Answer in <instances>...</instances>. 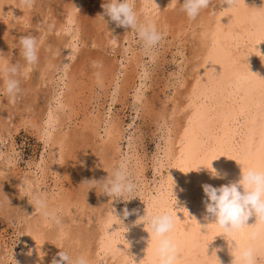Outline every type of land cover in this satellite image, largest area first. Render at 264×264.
I'll list each match as a JSON object with an SVG mask.
<instances>
[{
    "label": "bare ground",
    "instance_id": "bare-ground-1",
    "mask_svg": "<svg viewBox=\"0 0 264 264\" xmlns=\"http://www.w3.org/2000/svg\"><path fill=\"white\" fill-rule=\"evenodd\" d=\"M99 1L101 3V0H99ZM153 2H154V4L151 2V0H138L137 1L136 9L140 13L141 18H143L144 13H147L149 15V17L154 21L156 27L160 28L163 25L170 26L169 21L170 20L173 21L174 18L172 19V17H173L172 13L167 14L166 11H168V10H164V8L171 6L172 0H153ZM22 3L23 2H21L19 0H0V44H1L0 47L2 46L3 40H5L4 32L6 30L5 23L7 22V20L4 21V16L7 14V12H9V13H13L14 16L19 17V20H20V17L21 18L23 17V19L26 18L25 14H24L25 11L21 9ZM80 3H81V0H71L70 4H68V5H66L67 3L65 4L68 7L66 8V10H64L65 13L63 12V14H64V17L62 16L63 19L57 21V19L54 18V19H56L55 23L58 22L56 24V29L61 31V32H63V30H64L68 33V31H71L69 29H71L72 24H75L76 26H75L74 30L72 29L74 31V33L73 34L70 33L67 40H65V39L61 40V38H59L58 36L53 38V39L51 38V40H49L50 41L49 43H54V45H56L58 43L57 45H59L57 47H55V46L52 47V49H54V51L52 50L53 51L52 54H55L57 51L59 52L58 56H55V55H54L55 57L53 56L55 59H53L52 64H53L54 60H57V61H55L56 64H59L61 67V69H60L61 74L59 76V80H61V84H60V87H57L59 89V91L55 92V94H52V95H54L53 97H51L52 95H50L48 97V98L52 99L53 103L51 105V108H49V110L47 109L48 111H46V112L44 111L46 114L44 117L45 120L43 121L44 123L42 124V126L38 127L40 129L41 134L39 131L37 132V134L38 135L40 134L44 143H46L48 145L47 151L49 150L48 156L46 158H41L40 160L38 159L39 162H37L35 165L38 168V169L37 168L36 169L39 170L41 174H43L44 170L47 168L48 171H50L54 175H57L60 172V170L62 171V168L65 165L68 166L69 163L67 161V158L69 160V157L71 156L70 153L72 150H74L73 144L76 145V143H74L76 141H78V144H80V143L82 144V150H81L82 152H83V149H86L85 151H88L89 149L87 150V148L90 147L89 152H91V153H89V155L91 154L90 155L91 159H93V160H91L92 162H91L90 167L93 168L92 169L93 171H94V169L95 170L98 169L97 171L99 173H101V172L105 173L107 170L109 171L110 167L113 165V163L111 165H110V163L112 161H114V160H112L113 159L112 154L114 153V146L117 143L116 141H117V138L119 136V132L121 130L120 126H119V122H115V120H112V118L106 119V120L104 119L105 120L104 122L106 124H105V127L103 126L104 127V131H103L104 135L103 136L100 135L101 137L98 135V133H100V132H98L97 134L95 133V129H96L95 125H97L98 128H101L98 126V122L96 121L98 118H95L97 115L94 117V116H89L87 113L85 119H83L81 122L73 123L75 126H72L69 123L71 120H73V122L75 121L73 119L74 117H78V116H76V113L74 112V109H73V104H74L73 101H74L75 94L78 93L77 92L78 91L77 90V88H78V82L77 81H79V82L81 81L80 83H82V80H79L77 78L78 76H77V73L74 71V67H72L69 71H67L68 69H66V68H69L67 66H68V63L70 61V57L74 53L73 48L75 46H77V45H75L73 47L74 44L72 42V39H73V37L76 36L78 26H82L81 24L78 25V21L76 20V17L78 15V14H76V9L78 11V6H81ZM215 3L217 4V6H216V11L214 10L215 11L214 13L203 14V12H200L197 15L198 19H197L196 23L197 24L199 23V25H200L199 31H197V34L195 32L196 30L195 31H194V29L192 30L196 34L195 35V39H196L195 45L197 46V50L194 53L192 52L193 53L192 56L195 58V60H193V61L191 60L193 63H192L191 68H190V70L192 71L193 80L190 83L188 81L186 82L184 80L185 78H183L182 80L180 79V81L177 84H178V87L179 86L181 87V91H182V85L184 82L190 83V84H187L188 86L185 87L186 89L183 90L182 92H178L177 93L178 96H176L177 95L176 92H174L176 94V95L174 94L175 97H173V94H172L171 97L166 99V96H165L166 101L168 100V102L165 103L167 105H165V104H164L165 106L164 105L161 106V104H159V106L156 105L157 109H159V112L160 111L163 112V113H161L162 114L161 116L162 117H163V115L165 117L167 116L169 119L167 118L168 119V122H167L168 126H166V130L163 134V144L161 147H159V146L157 147L156 155H155L154 162H153L154 172L157 174V176L153 177L151 186H149V188H146V192L144 190V193L142 195L143 200L141 201L143 203L142 207L134 209V212L132 214L130 212L133 209V207H131V206L121 207V208L117 209L118 212L116 213L115 206H114L115 200H114V202L109 201L108 200L109 197L106 194H103V193L98 194L97 193L100 196L102 202L103 201L104 202L102 205H100V206H102V207H100L101 209L100 208H99L100 210L98 209L99 210L98 211L99 216H97V219L94 217L95 218L94 220L97 222V226L96 227L94 226L95 228L92 227V229H94V230L91 229V231L89 230V232L87 233L85 231V227H83V226L81 227L80 225L77 224L79 219L76 221L77 222L76 224L78 226H75V228H71L72 225H69V222H71V221L73 222V218L71 217L73 214H71V213H70L71 216L69 215L71 217V219H70V217H68V218L62 217L61 220H59V223H56L54 227L52 225L50 227L52 220L47 219L44 216H42L41 213L38 212L34 208V206L31 204V198L29 196L28 197L29 200L26 204L32 205L33 208L36 210V213L32 218H29L30 220L27 222V224L24 226V228H22V230H20V231H22V237L19 240V250L16 249L17 251L14 252V259L10 258L11 260L13 259L12 261L10 260L12 262V264H50V260L53 258V256L55 257V254H56L55 250L57 249V247L59 248L61 245H62V247L64 246L62 249L65 248L64 250L67 251L70 255L79 254V253L86 254L90 260V264L97 263L98 259H100V258L104 259L105 262H107V264H147V258L151 255V243H152L151 237H150V235L148 236L147 229L146 228L144 229L142 222H135L134 223V221L137 220L138 216L143 215L144 208L147 210H150V211H158L161 209H166L168 212L176 215V216L174 215V229H173V232L171 233V237L175 241V243L177 244V248L179 250V256L177 259V264H214V257L211 255V253L213 252V249H216L215 255L218 257L220 264H230V261L232 259L231 254L229 252L228 243L224 239L222 234L215 235L211 241L207 242L206 247H205V254H209V255L208 256L204 255V243H205V241L207 239H209L213 234H215L218 231V228L214 223H209L206 226V230L203 233L199 231L200 225H204L208 222H211V219H212L210 216L207 215V213L205 212V209H204V203L206 202L207 198L202 191L201 185L204 183H207V184L212 185L213 187H217L221 184H227V183L235 181L239 178V174H240L239 163L241 165H257V164H260L261 162H264V0H235L234 4L230 7H227L226 3H217V1ZM101 5H100V7H101ZM35 7H37V6H35ZM168 9H169V7H168ZM96 11H97V9H96ZM89 13H90V11H89ZM97 13H99V12H97ZM46 14H44L45 17L47 15L50 16L49 13L47 15ZM63 14H61V15H63ZM99 14H101V13H99ZM79 15H80V13H79ZM84 16H85V14H84ZM174 17H175V19H177L176 16H174ZM184 17H186V16H184ZM7 18L9 19V17H7ZM47 18H49V17H47ZM50 18H49V20H50ZM42 19H43V17H42ZM44 19H43V21H44ZM15 20H16V18H15ZM28 20H26V21H28ZM178 20H179V17L176 21H173V22H176V26H178L177 25V22H179ZM23 21H25V20H23ZM93 21L95 22V19ZM104 21H105V27H104L105 31L104 30L103 31L105 32V36H106L105 41L106 42L108 41V43L109 42L113 43L112 42L113 39L117 36L119 31L122 32V30H120V26L116 25L114 21L110 20L106 14H104ZM9 22H10V20H9ZM53 23H54V21H53ZM101 23H100V25H102ZM192 23H194V22L192 21ZM8 24H7V26H8ZM173 24H175V23H173ZM23 25H24V23H23ZM48 25H49V23H48ZM10 26H8L9 27L8 29L11 28ZM16 26H14V27H16ZM48 27H46V28L50 29V27L52 28L53 26L50 25ZM171 27H173V26L171 25ZM186 27H185V29H186ZM72 28H73V26H72ZM101 28H103V26H101ZM52 30H54V29H52ZM96 30L100 31L98 29H96ZM189 31H190V29H189ZM6 32H7V30H6ZM66 32H64V33H66ZM121 32L119 34H121ZM194 32H192V33H194ZM11 33L14 34V32H11ZM47 33H49V32H47ZM55 33H56V30H55ZM57 33H58V31H57ZM178 33L179 32H177V34ZM182 33H183V31H182ZM13 34H12V36H10L11 38L13 37ZM45 34L41 35L42 37H40V38L44 39L43 36L48 37L47 36L48 34H46V35ZM89 34H90V32H89ZM95 34L96 33L94 32V35ZM55 35H53V36H55ZM57 35H59V34H57ZM64 35H66V34H64ZM59 36L61 37V35H59ZM81 36H82V34L80 35V37ZM15 38H17V37H15ZM18 38H19V35H18ZM41 39H38V40L41 41ZM97 39L99 40V38H97ZM177 39H179V38L177 37ZM188 39H189V37H188ZM251 39L258 40V43L250 44V45L245 44V48H246L245 50H247V51L250 50V53L243 54V52L241 50V47L243 46L242 43L245 42L246 40H251ZM94 40H96V39H94ZM117 40H119V39H117ZM83 42H81V44ZM41 43H43V42H41ZM94 43H98V42L94 41ZM6 45H8V44H6ZM6 45H4V47H7ZM51 45H53V44H51ZM50 46H49V48H50ZM16 47H17V45H16ZM41 47H42V45H41ZM107 47H105V48H107ZM46 49H41V50H43V52H44V51H46ZM117 49H118V47H117ZM4 50H6V49H4ZM49 50H51V49H49ZM113 50H115V49H113ZM39 51H40V49H38L37 53H39ZM112 51H110V52H112ZM4 52L6 53V51H4ZM43 52H40V53H43ZM81 52H82V50H81ZM40 53H39V55H40ZM103 53H105V52L102 51V54ZM170 54H172V53H170ZM0 55H1V53H0ZM3 55H1L0 62L5 61V59L2 57ZM39 55H38V57H40ZM124 55H125V53H124ZM136 55H133V53H131V55H130V53H129V56L127 55V57H125L126 61L128 63H126L125 65L121 64L122 70H119L121 73V76H118L116 78L119 81V82L117 81L118 83H116L115 77H111V76L115 75L114 72H112V73H114V75L112 74L110 77H108V81H111V83L114 82V84H115V86H113L114 87V89H113L114 95L112 94V97L113 96L115 97V94H117L118 92H124L125 91V88L128 87V86L125 87V84H127L129 77L133 83H134V79H136L137 77L140 78V75L138 74V71H139L138 68L141 64L140 59H139L140 55H138V56H136ZM47 56H48V54H47ZM78 56H80V55H78ZM111 56L113 57V53ZM48 58L49 59L43 58L46 61L39 63V66L41 69V71H40L41 74L40 73L39 74L37 73V74H38V76L41 75L40 76L41 79H39L41 81L44 80V75H48L47 67L51 64V60H52V59L50 60V56ZM98 58H99V56H98ZM122 58H124V57H122ZM72 59H73V57H72ZM104 59H105V56H104ZM8 60H10V59H8ZM91 61H92V63L96 62L95 60L93 61V59ZM99 61L101 62V59ZM109 61H112V60L110 59ZM117 61L119 62L120 60L116 59V62ZM12 62H13V60H12ZM16 62H18V61H16ZM22 62H23V60H22ZM85 62H87V61H85ZM18 63H20V61ZM84 64H86V63H84ZM187 64H189L188 61H187ZM22 65H23V68H22V66H21V68L24 70V67H27V66H24L23 63H22ZM127 65L129 66L130 69L127 68ZM105 66L99 65V68L95 67L96 68L95 71L91 67L93 69L94 73H93V77H90V81L92 78L93 79L92 82L96 81V82H99V84H101L104 77H106V75L103 76L102 71L104 73H106L107 71L112 70V68L111 69L109 68L110 65H108L109 70L106 67L107 70L105 72V70H103L105 68ZM86 67H88V66H86ZM100 67H102L103 69H101ZM50 68L54 69V66L53 67L51 66ZM80 68L82 70V67H80ZM80 68H79L78 72L80 71V73H81ZM243 69L247 70L249 72H247V74H245V75H242L243 73L241 71ZM114 70H115V68H114ZM187 71H189V70H187ZM191 71H189V72H191ZM82 72H83V70H82ZM21 73H22V71H21ZM50 73L53 74L52 70H50ZM89 73H91V72H89ZM91 75H92V73H91ZM239 75L244 77L243 80H241V81L237 80V77ZM56 76H55V78H57ZM107 76H108V73H107ZM81 77H82V75L80 76V79H81ZM181 77H183V76H181ZM176 78H177V76H176ZM53 79H54V77H53ZM56 80H58V79H56ZM84 80H85V78H84ZM174 80H176V79H174ZM41 81H39V82H41ZM54 81H55V79H54ZM54 81H53V83H55ZM106 81H107V79H106ZM163 81H165V80H163ZM46 82H48V79ZM57 82H59V81H57ZM173 82L174 81H172V83ZM172 83H171V85H172ZM1 84L2 83H0V85ZM92 84H97V83L89 84L90 87L87 85L89 87L90 92H93L96 90V89L95 90L93 89L94 85H92ZM106 84L108 87V82H106ZM163 84L165 86L166 82ZM20 85H21V83H20ZM22 85L24 86V88H26V90L31 89V85L28 82H25ZM56 86L57 85H55V87ZM58 86H59V84H58ZM132 86L134 87L133 92L131 94L132 104L135 105L136 103H139V106H145V108H151V107L155 106L154 102L152 104V101H151L153 99L150 100V98H152L151 95H150V98H147V96H144L143 91L141 90L140 86L139 87H136L134 85H132ZM99 87H100V85H99ZM107 87L105 86V88H107ZM174 87H176V86H174ZM229 87L235 88L234 91H236L235 94H237L236 96L239 98L238 101H236L235 99H232V100L226 99L227 91H228ZM127 89H129V87ZM175 89H177V88H175ZM103 90H104V88H103ZM105 90H107V89H105ZM102 93H103V91H102ZM104 93H105V91H104ZM161 93H162V91L158 92L157 95L159 96V94L161 95ZM167 96H169V95H167ZM79 97H80V95H79ZM153 98H155V96ZM159 98H158V100H159ZM92 99H95V98H92ZM89 100H91V99H89ZM96 100H97V98H96ZM127 100H128V98H127ZM48 101H50V100H48ZM103 103H101V104H103ZM158 103H160V102H157V104ZM90 104H92V103H90ZM93 104L95 105L96 103H93ZM128 105H129V103H128ZM44 106H46V105H44ZM99 106H100V104H99ZM21 107H22V104L20 107L18 106L17 109L21 110L20 109ZM24 107H25V105H24ZM24 107H22V109ZM77 107H78V105H77ZM75 108H76V106H75ZM92 108H94V107H92ZM102 109H101V112H102ZM146 110L147 109H145V112H148ZM156 111L157 110L155 107V110L153 111V113ZM98 112L101 113L99 110H98ZM151 112L152 111L149 110V113H151ZM8 113H10V112H8ZM8 113H7V115H8ZM94 113H95V111H94ZM155 115H156V113H155ZM105 116H106V114H105ZM109 116H110V114H109ZM8 117H10V116L8 115ZM40 117L42 118V116H40ZM158 117H160V116L158 115ZM115 118H116V116H115ZM78 119H79V117H78ZM156 119H155V121H156ZM162 119H165V118H162ZM181 119L183 121H181ZM31 120H32V118H31ZM34 120L35 119H33V121ZM28 121L30 122L29 119H28ZM121 121H122V119H121ZM153 121H154V119H153ZM160 121H162V120H160ZM31 123H34V122H31ZM68 123L70 126H72L71 128L67 127ZM55 124L57 126L56 130H55ZM31 126H32V124H31ZM35 126H39L38 122L36 123V125L35 124L33 125V128ZM63 126H66V127L64 128ZM53 127H54V129H53ZM38 128H36V131ZM36 131H34V132L36 133ZM100 134H102V133H100ZM38 135H37V137H38ZM97 136H99L100 138H98ZM90 144H91V146H90ZM116 151L117 150H115V152ZM86 153H88V152H86ZM74 154L75 153H73L72 155H74ZM79 154H80V152H79ZM73 158H75V156ZM73 161L78 165L80 163H83L86 165V163H84L85 161L83 159V156H80V155H78L77 160L74 159ZM139 161H140V159H139ZM139 161L137 160L138 163H139ZM70 162H71L70 164H72V160H70ZM86 162L88 163V165H90L89 161H86ZM208 162H209L211 168L215 169L217 171V173L220 174L219 176L214 177L210 174L208 168L205 167V166H208ZM144 163H145V161H144ZM32 164H34V163L32 162ZM31 165H30V167H31ZM81 165L82 164H80V166ZM140 165L141 164H139V167H140ZM75 166H73V167H75ZM164 166L167 167V170L165 173H161L160 169ZM70 167H71V165H70ZM139 167H137L138 172L140 170ZM85 168L87 169V167H85ZM134 168H135V166H134ZM137 168H135V170ZM86 169H85V171H88V169L87 170ZM142 169H144V168H142ZM142 169H141V171H142ZM76 170H77V172L80 171V170L78 171V169H76ZM93 171H92V174H93ZM132 171H131V173H132ZM77 172L75 171V174ZM138 172H137V174H139ZM68 173H69V171H68ZM79 173H78V175H79ZM89 173L91 174V172H89ZM89 173H86V175H88ZM94 173L96 174V171ZM45 174H46V172H45ZM81 174H83V173H81ZM103 174L101 176H103ZM134 174H136L135 171H134ZM49 175H50V173H49ZM72 175H73V172H72ZM85 176L83 178H85ZM54 177H56V176H54ZM12 178H13V176H12ZM99 178L97 177V180ZM73 179H74V177H73ZM76 179H75V181H76ZM136 179H138V177ZM40 180H42V179H40ZM15 181L17 182V178L15 179ZM19 181H20V179H19ZM24 181H25L24 185H26V181H30V180H28V178L24 177ZM143 181L145 182V180H143ZM16 182H14V183H16ZM144 182H143V184H144ZM0 183L1 184L6 183V178L0 177ZM31 184L34 185L35 183L31 182ZM143 184H142V186H143ZM6 185H9V184H6ZM19 185H20V183H19ZM40 185H39V187H40ZM1 186H4V185H1ZM28 186H30L29 182H28ZM69 186H71V185H69ZM78 186H80V187L79 188L77 187L78 191L76 190V192H79V193H76L73 191V194L74 193L78 194V195L74 194V196L75 195L77 196L76 200H75L76 196H75V198H73L74 196H73V194H71L72 191H70L69 189H64V187H63V190L57 189V188H56L57 190L55 189V191L52 190L50 192V194H48L49 196H46L45 194H43L44 198L47 201L48 207L50 209H55L56 213L58 212V214L62 215L61 213L64 214L68 210L69 205H71V204H73V205L75 204V206H76V204L81 205L87 196L88 190L86 192H84V190H83V188H85L84 185L79 184ZM15 187H16V184H15ZM17 187L19 188V190L22 189L19 186H17ZM21 187H23V186H21ZM33 188L35 189V185L33 186ZM50 188H52V187H50ZM69 188L71 189V187H69ZM143 188H142V190H143ZM23 189L26 190V188H23ZM7 190L10 191L9 189H7ZM7 190H5V188H4V190L1 192V196L3 198H5ZM36 190H37V188H36ZM39 190H40V188H39ZM18 191L16 188V192H18ZM27 191H30V190H27ZM171 191L173 192V194L177 195V200H176L177 206L174 209H171L169 207V205L167 204V198L169 196L168 194H170ZM38 192H40V191L37 190V193ZM20 193H21V191H20ZM41 194H42V191H41ZM23 195L21 193V196H23ZM22 201H23V199H22ZM108 204H110V207L114 210V214L121 221V224L118 221H116L114 214L109 209ZM83 205L84 204H82L81 206L83 207ZM124 209H127L128 213H129V216L127 217V219H125L124 215H123ZM86 211H88V210H85V212ZM30 212H32V211L30 210ZM77 212L78 211H76V213ZM81 215H82V213H81ZM88 215H90V214H88ZM93 215H95V214H93ZM73 216H75V215H73ZM92 217L93 216H91V218ZM78 218H79V216H78ZM82 218H80V219H82ZM65 219H67V220L69 219L70 221L69 222L65 221ZM17 220H19V219H17ZM82 220L84 221V219H82ZM72 222H71V224H72ZM254 222H255L254 216H250L246 221V223H248V224H252ZM79 223H81V220ZM76 224H73V226ZM83 224H85V223H83ZM86 224H88V222ZM109 224H111V225L109 226ZM253 228L257 229V231H258V239H257V241H253V243L264 242V225H256V224L247 225V226L242 227V229L239 232L231 234V238L235 242H238V243H247V242H249L247 240V234ZM200 230L203 231L204 230L203 227H201ZM82 231H83V234L87 235V240L85 239L86 236L84 235L85 236L84 239L86 241L81 240L82 237L80 238V236H82L81 235ZM19 234H20V232H19ZM90 237L95 239V243H96L95 246L96 247H94L95 248L94 252H90V250L88 248L89 246H88L87 241L91 242L90 241L91 239H89ZM18 238H20V237H18ZM70 243H71L72 251H70V247L68 245ZM95 243H93V244H95ZM72 244H76V245H72ZM66 246H68V247L66 248ZM13 251H15V250H13ZM8 254H9V251H8ZM10 255H11V253H10ZM10 255H9V257H10ZM4 261H5V259H4ZM5 264H7V263H5ZM8 264H9V262H8ZM62 264H63V262H62Z\"/></svg>",
    "mask_w": 264,
    "mask_h": 264
},
{
    "label": "rangeland",
    "instance_id": "rangeland-1",
    "mask_svg": "<svg viewBox=\"0 0 264 264\" xmlns=\"http://www.w3.org/2000/svg\"><path fill=\"white\" fill-rule=\"evenodd\" d=\"M19 1L23 2L22 5H21V7H22L21 9L25 11L24 14H25L26 18L23 19V17L22 18L20 17V20H19V17L14 16L13 13H9V12H7V14L4 16V21L7 20V22L5 23L7 32H6V30L4 32L5 40H3L2 46L0 47V49L2 48L0 50V53H1V55L4 54L2 57L5 60L10 59L9 60L10 63L13 60L12 63L18 64L17 65L18 66L17 79H19V81L21 79L23 80V81L22 80L20 81L21 85L24 84L25 82H28L31 85V89L26 90V88H24L23 85L22 86L20 85V88L21 87L23 88V89L21 88V91L22 92L20 91L18 94H16L15 97H9L7 94H4V93H2V91H0V171L2 170L0 172V177L1 178L2 177L3 178H6V183H4V184H1L0 183V209H1L0 210V263L1 264H5V263L8 264V262H9V264L10 263L12 264L11 261L14 259V252H16L17 250H19V240L22 237V231H20V230H22V228H24V226L30 220L29 218H32L35 215V213H36V210L33 208L32 205L26 204L28 202V200H29L28 199L29 192L30 193L32 192V193L35 194V193H37V190H38V191H40L38 193L41 194V191H42V194H45L46 196H49L48 194H50V192L52 190L55 191L56 188L63 190V187H64V189H69L70 191H72L71 194H73V191L74 192H76V190L78 191L77 187L78 188L80 187V186H78L79 184L80 185H84L82 183V181H84L86 178L87 179H90V178L91 179H97V177L98 178L100 177L99 179H102L104 176L107 175V172H108V170L105 173L104 172H101L102 174L103 173L105 174V175L103 174V176H101L102 174L97 171L98 169L97 170L94 169V171L92 170L93 168L90 167V166H91V162H92L91 160H93V159H91V156H90L91 154L89 155V153H91V152H89L90 147L87 148V150L89 149L88 151H85L86 149H83V152H82L81 151L82 150V144L81 143L78 144V141L74 142V143H76V145L73 144V149L75 151L74 150L71 151V153H70L71 156L69 157V160L67 158V161H68L69 165L68 166L65 165L64 166L65 168L63 167L62 168V171L60 170L61 173L60 172L58 173L59 175L58 174L57 175H54L53 173H51L50 171H48L47 168H46L47 170L46 169L44 170V173L43 174H41L40 171L37 170L38 168L35 166L36 163L39 162V160L41 158H46L48 156V151H49V150L47 151L48 145L46 143H44L43 139L40 136L41 132H40V129L38 127L42 126V124L44 123L43 121L45 120L44 117L46 115L45 112L48 111L49 108H51V105L53 103L52 99H50L48 97L50 95H52V94H55V92H58L59 89L57 87H60V84H61V80H59V76L61 74V70H60L61 67H60L59 64H56L55 61H57V60H54V62L52 64L53 59H55L54 57L55 56H58V53H59L57 51L55 54H52L53 51H54V49H52V47H54V46L57 47L59 45H57L58 43L56 45H54V43H49L50 42L49 40H51V38L53 39V38H55L57 36L59 38H61V40H64V39L67 40L68 37H69V35H70V33L71 34L74 33L73 30H74V28H75L76 25L75 24H72L73 28L71 26V29H69L71 31H68V33L66 31H64V30H63V32H61V31H59V30L56 29V24L58 23V22L55 23L56 19H57V21L63 19L62 18V16L64 17L63 12L65 13L64 10H66V8L68 7L66 5L70 4L71 3V0H67L68 2L66 0H31L30 3L25 2V0H19ZM98 1L97 0H85V1L84 0L83 1L81 0V3H80L81 6H78V11L76 9V14H78L77 17H76V20L78 21V25L81 24L82 26H78V29H77V32H76V36L73 37V39H72V42L74 44L73 47L75 45H77V46H75L73 48V50H74L73 55L75 57L73 55L70 57V61H69L68 66H67L69 68H66V69H68L67 71H69L72 67H74V71L77 73V76H78L77 78L79 80H82V83H80L81 81L80 82L77 81L78 82V88H77V90H78L77 92L78 93L75 94V96H74V101H73L74 104L72 103L73 104L74 112L76 113V116L79 117V119H78V117H74L73 119L75 121L73 122V120H71L72 122L70 121L69 123H70V125L75 126L73 123H77V122L79 123V122H81L83 119H85L87 113H88L89 116H94L95 117L97 115L95 118H98L96 121L98 122V126L101 127V128H98L97 125H95V128H96L95 129V133L97 134L98 132H100L102 134L98 133V135L99 136L100 135L103 136L104 135L103 134L104 127H105V124H106L104 121L106 119H111L112 118V120H115V122H119V126H120V129L121 130L119 132V136H118L117 141H116L117 142L116 145H115L116 147L114 146V153L112 154L113 157L111 156L113 158L112 160H114V161H112L110 163V165L113 163V165H112L113 167L112 166L111 167L109 166V167H110V169H112L114 167H117V166H120V165H124L130 173L134 169L131 174H132V176L134 178V181L136 183V189H135L134 193H132V195H134V196L130 197L127 200H123L126 197H122V199L121 198H115V199H112L111 201L114 202V200H115L114 206H115L116 213L118 212L117 209H119L121 207L131 206V207H133V209L130 212L132 214L134 212V209L141 208L142 207L143 203L141 201L143 200L142 199L143 198L142 195L144 193V190L146 192V188H149V186H151L153 177L154 176H157V174L154 172L153 162H154V158H155V155H156L157 147L158 146L161 147L162 144H163V134H164V132L166 130V126H168V123L167 122H168V119L169 118L167 116L165 117L164 115L162 117L161 116L162 115L161 113H163V112H161V111L159 112V109H157V106L156 105L159 106V104H161V106H163L165 103L168 102V100L166 101L167 98L171 97L172 94H173V97H175V95L178 92H182L183 90H185L186 89L185 87L188 86L187 84H190L191 81L193 80L192 71L190 70V68H191V65L193 63L192 61L195 60V58L192 55L197 50V46L195 45V42H196L195 35L197 34V31H199L200 25H199V23L198 24L196 23V21L198 19V16L196 17V19L194 18L192 20H188L187 17H184L185 14L179 10V6L178 5L176 7L168 6L169 9H168V7L167 8H164V10H168V11H166L167 14L168 13H172V16L173 17L172 16L171 17H172V19L174 18L173 21H176L178 19V17H179V20H178L179 22H177V25L178 26H176V22H173L172 20H170L172 22L171 23L169 21V23H170L169 25L170 26L163 25V26H161L162 28L161 27L160 28L157 27L158 30L161 31L162 34L164 33L163 34V39L161 40V42L157 46V48L154 51V53H152V54H146L141 49L140 45L138 44L137 38H136L134 32L131 29H129L127 26H120V30H122V32L119 31V33L121 32V34H119V33L117 34V36L114 38L115 40L113 39V41H112L113 43H111V42L108 43V41L107 42L105 41L106 40V36H105V32H104L105 31V28H104L105 26L103 25L102 19L99 18L100 17L99 15H101L102 18L104 19V12L102 10L103 8L100 7V5L104 1L101 0V3H100V1L99 2ZM137 1L138 0H136V3H137ZM212 1L213 0H211L210 6L208 7L209 9L206 8L204 10H201L200 12H203V14H212V13H214L216 11L217 4L215 2L217 0H214L213 2ZM34 5L37 6V7H35ZM95 8L97 9V11H96ZM27 11L28 12L30 11V12L28 13ZM89 11H90V13H89ZM97 12H99L101 14H99ZM46 13L47 14L49 13L50 16H48ZM79 13H80V15H79ZM44 14H46L47 16L45 17ZM61 14H63V15H61ZM84 14H85V16H84ZM174 16H176L177 19H175ZM7 17H9V19ZM42 17H43V19L45 18L44 21H43ZM47 17H49V18L51 17L50 20ZM15 18H16V20H15ZM52 18L53 19L56 18V19L53 20ZM51 19L54 21L55 24L53 23V21ZM94 19H95V22L93 21ZM9 20H10V22H9ZM23 20H25V21L28 20V21L25 22ZM192 21L195 24L192 23ZM8 23L10 25L12 23L13 24L10 26ZM23 23H24V25H23ZM48 23H49V25H48ZM100 23L102 25H100ZM173 23H175V24H173ZM7 24H8V26L11 27L10 29H8L9 27L7 26ZM13 25L14 26L17 25V26L14 27ZM50 25L53 26V27L52 28L50 27V29H48L49 28L48 26H50ZM171 25L173 27H171ZM101 26H103V28H101ZM46 27H48V28H46ZM185 27H186V29H185ZM95 28L98 29V30H100V31H97ZM52 29H54V30H52ZM189 29H190V31H189ZM193 29H194V31L196 30L195 31L196 34H195L194 31H192ZM55 30H56V33H55ZM57 31H58V33H57ZM182 31H183V33H182ZM11 32H14V34L11 33ZM47 32H49V33H47ZM64 32H66V33H64ZM89 32H90V34H89ZM94 32L96 33L95 34L96 36L94 35ZM177 32H179V33L177 34ZM192 32H194V33H192ZM42 33L43 34H45V33L48 34L47 35L48 37L43 36L44 39L43 38L41 39L40 37H42L41 36V35H43ZM63 33L66 34V35H64ZM12 34H13V37L11 38L10 36H12ZM57 34L61 35V37L59 35H57ZM81 34H82V36L80 37ZM18 35H19V37L21 35H32L34 37L37 36L36 37L37 39H41V42H43V43L45 42L44 44L43 43H40L42 45V47L40 45L41 48L39 47V49H40L39 53L40 52H43V50H41V49H46V48L47 49L43 53H40V55H39V53H37V60L33 64V66L32 65L30 67L27 66L25 64L23 58L19 54V46L17 44L18 43V40L17 39H19L18 38ZM53 35H55V36H53ZM15 37H17V38H15ZM177 37L179 39H177ZM188 37H189V39H188ZM97 38H99V40ZM94 39H96V40H94ZM117 39H119V40H117ZM94 41H96L98 43H94ZM81 42H83V43L81 44ZM256 43H258V40H256V39L246 40L245 42H243L242 43L243 46L241 47V50H242L243 54L250 53V50H248V51L245 50L246 49L245 48V44L250 45V44H256ZM6 44H8V45H6ZM15 44L17 45V47H16ZM49 44L50 45L53 44V45L50 46ZM4 45H6L7 47H4ZM49 46H50V48H49ZM105 47H107V48H105ZM117 47H118V49H117ZM48 48L51 49V50H49ZM4 49H6V50H4ZM113 49H115V50H113ZM81 50H82V52H81ZM4 51H6V53ZM102 51L105 52V53L102 54ZM110 51H112V52H110ZM189 51L191 53L192 52L193 53L191 54ZM112 53H113V57L115 59L111 56ZM124 53H125V55H124ZM129 53H130V55H131V53H133V55H136L137 54L136 56L140 55L139 56V59H140V63H141L140 66L141 67L139 66V68H138V70H139L138 71V74L140 75V78L137 77L138 79L137 78L134 79V83H133L131 81L130 77H129L128 78V81H127V84H125V87L128 86L129 89H127L128 88L127 87V88H125V91L124 92H118L117 94H115V97L114 96L112 97L113 89H114L113 86H115V84H114V82L111 83V81H108V77H110L112 74L114 75V73H115V75L114 76H111V77H115L116 83L119 82L118 79H116V78L118 76H121V73H120L119 70H122V65L123 64L125 65L126 63H128L126 61V58L125 57H127V55L129 56ZM170 53H172V54H170ZM47 54H48V56H47ZM1 55H0V60H1ZM38 55L41 58L38 57ZM78 55H80V56H78ZM49 56H50V60L52 59L51 60V64L52 65L50 64L49 66L50 67L51 66L52 67L54 66V69H52V68H50L48 66L47 67L48 75H44V80L41 81V80H39V79H41V77H40L41 75L38 76L39 73L41 74V72H40L41 69H40L39 63L40 62H43V61H46L45 60L46 58L49 59L48 58ZM98 56H99V58H98ZM104 56H105V59H104ZM121 56L124 57L125 59L122 58ZM72 57H73V59H72ZM43 58H45V59H43ZM92 59H93V61L95 60L96 62H93L92 63V61H91ZM100 59H101V62L102 63L99 61ZM110 59L113 62L112 61H109ZM116 59L117 60H120V61L119 62L118 61L116 62ZM22 60H23V62H22ZM16 61H18V62L20 61V63H18ZM85 61H87L88 63L85 62ZM187 61L189 62V64H187ZM22 63L24 64V66H27V67H24V70L22 69L23 68ZM84 63H86L87 65L84 64ZM99 65L100 66H102V65L105 66L106 65L104 69L102 67H100L101 69L105 70V72L107 70L106 67L107 68L109 67L108 65H110V67H109L110 69L112 68L111 71L108 68L109 71H107L106 73H104L101 70L103 76L106 75V77H104V79H103L104 81L102 80L101 84H99V82H96V81L92 82L93 81L92 78H91V81H90V77H93V73H94V71H95L96 68H99ZM21 66H22V68H21ZM86 66H88V67H86ZM80 67H82V70H83L84 73L82 72V70H81ZM91 67L94 69V71H93V69ZM26 68H27V71L25 72V69ZM79 68L81 70V73H80V71L78 72ZM114 68H115V70H114ZM127 68H129L128 65H127ZM20 70L22 71L23 74L21 73ZM50 70H52V73L53 74L50 73ZM187 70H189L191 72H189ZM89 72H91L92 75ZM112 72H114V73H112ZM241 72L243 73L242 75H245L249 71L243 69ZM79 73L82 75L81 79H80V76L81 75ZM107 73H108V76H107ZM55 76L57 78H55ZM176 76H177V78H176ZM181 76H183V77H181ZM53 77H54L55 81H54ZM84 78H85V80H84ZM105 78L107 79V81H106ZM183 78H185L184 80L186 82L188 81L190 83L184 82L186 85L183 83V85H182V91H181V87L180 86L178 87V84L177 83L180 81V79L182 80ZM243 78H244L243 76L239 75L237 77V80L238 81H241V80H243ZM47 79H48V82H46ZM56 79H58V80H56ZM174 79H176V80H174ZM163 80H165V81H163ZM39 81H41V82H39ZM53 81L55 83H53ZM57 81H59V82H57ZM172 81H174L175 83L174 82L172 83ZM90 82L91 83H97V84H92V85H94L93 89L94 90L96 89L95 90L96 92L93 91L95 94L97 93L96 95L93 92H90V90H89V87H90L89 84H91ZM106 82H108V87H107ZM162 82L163 83L166 82L165 86H164V84ZM170 82L172 83L173 86L171 85ZM0 83H2V81H0ZM58 84H59V86H58ZM131 84L134 85V86H136V87H139L140 86L141 87V90L143 91L144 96H147V98H150V95H151L152 98H150V100L151 99L154 100V101L153 100H151V101H152V104L154 102L155 106L153 105L154 107L145 108V106H139V103H136L135 105L132 104V102H131V100H132L131 94L133 92V88L134 87ZM55 85H57V86L55 87ZM99 85H100V87H99ZM0 86H1L0 89H2V84ZM105 86L107 88H105ZM174 86H176V87H174ZM103 88H104V90H103ZM175 88H177V89H175ZM105 89H107V90H105ZM234 89L235 88H233V87H229L228 88L226 99H228V100L235 99L236 101L239 100V98L236 96L237 94H235L236 91H234ZM102 91H103V93H102ZM104 91H105V93H104ZM161 91H162L161 95L159 94V96H158L157 95L158 92H161ZM174 92H176V94ZM79 95H80V97H79ZM153 95L155 96V98H153L154 97ZM167 95H169V96H167ZM53 96L54 95H52L51 97H53ZM165 96H166V99H165ZM176 96H178V94ZM92 98H95V99H92ZM96 98H97V100H96ZM127 98H128V100H127ZM158 98H159V100H158ZM89 99H91V100H89ZM48 100H50V101H48ZM157 102H160V103L157 104ZM90 103H92V104H90ZM93 103H96V104L94 105ZM101 103H103V104H101ZM128 103H129L130 106L128 105ZM21 104H22V107H24V105H25V107L23 109L21 107L20 108L21 110L17 109L18 106L19 107L21 106ZM99 104H100V106H99ZM44 105H46V106H44ZM74 105L76 106V108H75ZM77 105H78V107H77ZM165 105H167V104H165ZM92 107H94L96 110L94 108H92ZM155 107H156V110L157 111L153 113V111L155 110ZM101 109H102V112H101ZM145 109H147L146 111H148V112H145ZM93 110L95 111V113H94ZM98 110L101 113H99ZM149 110H151L152 112L149 113ZM8 112H10V113H8ZM7 113H8V115L10 117H8ZM155 113H156V115H155ZM105 114H106V116H105ZM109 114H110V116H109ZM114 115L116 116V118H115ZM158 115L160 117H158ZM40 116H42V118ZM31 118H32V120H31ZM162 118H165V119H162ZM28 119L30 120V122L28 121ZM33 119H35V120L33 121ZM118 119L120 121L122 119V121L120 122ZM153 119H154V121L156 119V121L154 122ZM160 120H162V121H160ZM181 121H183V120L181 119ZM31 122H34V123H31ZM37 122H38L39 126H35L36 128H38L37 131H36V128L34 127L35 128L34 129L33 128V125L34 124L36 125ZM30 123L32 124V126H31ZM69 123H68V126L67 127L68 128H71L72 126H70ZM63 127L65 128L66 126H63ZM53 129H54V127H53ZM56 129H57V126L55 124V130ZM34 131H36V133ZM38 131L40 132L39 135L37 134ZM37 135H38V137H37ZM99 136H97V137L100 138L101 136L100 137ZM90 146H91V144H90ZM115 150H117V151L115 152ZM79 152H80V154H79ZM86 152H88V153H86ZM73 153H75V154L72 155ZM78 155L83 156V159L85 161V162L84 161L83 162L86 163V165L83 164V163H80V164H82L80 166V164L78 165V164H76L73 161L74 159L77 160ZM74 156H75V158H73ZM139 159H140V161H139ZM70 160H72V164H70L71 163ZM137 160L139 161V163L137 162ZM86 161H89L90 165H88V163ZM144 161H145V163H144ZM32 162L34 164H32ZM29 164L30 165L32 164L31 167H30ZM139 164H141L140 167H139ZM70 165H71V167H70ZM73 166H75V167H73ZM134 166H135V168H137V167L140 168L139 172H138V168L135 170ZM85 167H87L88 171H85V169H86ZM142 168H144V169H142ZM76 169H78V171L80 170L81 172L80 171H79L80 173L77 172ZM141 169H142V171H141ZM160 170H161V173H165L166 170H167V167L164 166ZM68 171H69V173H68ZM75 171L77 172L76 174H75ZM92 171H93V174H92ZM95 171H96V174L94 173ZM134 171H135L136 174H134ZM136 171L139 174H137ZM45 172H46V174H45ZM72 172H73V175L75 174L74 176L72 175ZM89 172H91V174ZM49 173H50V175H49ZM78 173H79V175H78ZM81 173H83V174H81ZM86 173H89V174L86 175ZM12 176H13V178H12ZM54 176H56V177H54ZM84 176H85V178H83ZM24 177H26V178H28V180H30V181H26V185H24V182H25L24 181ZM73 177H74V179H73ZM137 177H138V179H136ZM142 177L143 178L145 177V178L143 179ZM16 178H17V182L15 181ZM18 178L20 179V181H19ZM40 179H42V180H40ZM75 179H76V181H75ZM143 180H145V182ZM13 181L16 182V183H14ZM18 182L23 187H21ZM28 182H29L30 186H28ZM31 182L35 183L34 184L35 185V189L33 188L34 185L31 184ZM143 182H144V184H143ZM6 184H9V185H6ZM15 184H16V187H15ZM142 184H143V186H142ZM1 185H4V186H1ZM39 185H40V187H39ZM69 185H71V186H69ZM17 186H19L22 189L19 190V188ZM50 187H52V188H50ZM69 187H71V189ZM4 188H5V190L9 189L11 191V192L8 191V190L6 191L5 198H3L1 196V192L4 190ZM16 188H17V191L19 190L18 192H16ZM23 188H26V190L23 189ZM36 188H37V190H36ZM39 188H40V190H39ZM142 188H143V190H142ZM27 190H30V191H27ZM83 190L85 192V188H83ZM20 191H21L22 195L24 193L26 195L24 194L23 196H21ZM76 193H79V192H76ZM76 193H74V194H76ZM74 194H73V196H74ZM76 195H78V194H76ZM168 195L169 196L167 198V204L169 205V207L171 209L176 208V206H177V201H176L177 200V195L176 194H173V192H170V194H168ZM75 196L73 198H75ZM22 199H23V201H22ZM76 199H77V196H76L75 200ZM100 200H101V198L97 194V192L94 189H91L90 188V189H88L87 196L84 199V202H82V204H84L83 207L81 206L82 204L81 205L78 204L79 206L76 204L77 207L75 206V204L74 205L71 204V205H69L68 210L65 212L66 214L65 213L64 214L61 213L62 215H60L57 212V216L60 215L59 216V220H61L62 217L63 218H68V217L71 216V214L75 215V216H73V215L71 216L73 218V222L71 221L72 224H71V222H69L70 221L69 219L68 220L65 219V221H68L69 222V225H72L73 226V224H76L77 223L76 221L79 219V221H78L77 224L80 225L81 227L82 226L85 227V231L88 233L89 230L91 231L92 227L95 228L97 226V222L94 219L95 218L97 219V216H99V212L98 211L101 209L100 207H102L100 205H102L103 202H104V201L102 202V200L101 201ZM108 200H109V198H108ZM76 208L77 209L79 208V209L77 210ZM30 210L32 212H30ZM85 210H88V211L85 212ZM76 211H78V212L76 213ZM81 213H82V215H81ZM92 213L95 214V215H93ZM88 214H90V215H88ZM78 216H79V218H78ZM91 216H93V217L91 218ZM128 216H129V214L127 216H124V218L127 219ZM71 217H70V219H71ZM80 218L84 219V221L82 219H80ZM17 219H19V220H17ZM80 220H81V223H79ZM87 222H88L89 225L86 224ZM83 223H85L86 225L83 224ZM55 224H56V222L52 221L51 224H50V227H51V225L54 227ZM77 224L74 225L73 227L71 226V228H75V226H78ZM92 230H94V229H92ZM18 231L20 232V234H19ZM81 235H82V236H80V238L82 237L81 240L86 241L87 240V235L83 234V231H82ZM84 235L86 236V238H85ZM18 237H20V238H18ZM89 239H91L90 240L91 242L87 241L88 242V246H89L88 248H89L90 252H94V249H95L94 247H96L95 246L96 245L95 239L92 238V237H90ZM93 243H95V244H93ZM68 245L70 247V251H72L71 243L68 244ZM72 245H76V244H72ZM63 247H62V245L59 248L57 247V249L55 250V253L57 254L60 251V249H62ZM67 247L68 246H66V248ZM64 249H62V250H64ZM13 250H15V251H13ZM8 251H9V254H8ZM10 253H11V255H10ZM56 254H55V258L58 259L59 257ZM9 255H10V257H9ZM10 258H13V259L11 260ZM4 259H5V261H4ZM97 263L98 264H103V263L104 264H107V262H105V260L102 259V258L98 259ZM97 263H94V264H97Z\"/></svg>",
    "mask_w": 264,
    "mask_h": 264
},
{
    "label": "clouds",
    "instance_id": "clouds-1",
    "mask_svg": "<svg viewBox=\"0 0 264 264\" xmlns=\"http://www.w3.org/2000/svg\"><path fill=\"white\" fill-rule=\"evenodd\" d=\"M25 2L30 3L31 0H25ZM151 2L154 4L153 0ZM234 2L235 0H217V3H226L227 7L232 6ZM210 3L211 0H172L171 6L178 5L179 10L189 20H192L201 10L208 8ZM101 7L104 14L116 25L127 26L134 32L138 44L146 54L154 53L163 39V34L157 29L147 13H144L141 18L136 9V0H104ZM99 16L105 26L104 19L101 15ZM40 43L41 41L32 35L19 37V54L27 66L30 67L36 62ZM17 73V64L10 63L9 60L0 62V81H2L0 91L9 97H15L21 91ZM239 165L240 174L237 180L217 187L207 183L201 185L207 198L204 209L212 219L211 222L200 225L199 231L203 233L209 223H214L218 228V231L205 241L204 255H209L205 254L207 242L211 241L215 235L222 234L228 243L231 254L230 264H264V242L253 243L258 239L257 229L253 228L248 232L247 240L249 242L247 243H238L231 238V234L239 232L244 226L264 225V162L257 165H241L240 163ZM205 167L208 168L212 176L220 175L211 168L209 162ZM82 182L85 192L92 188L98 194H106L109 201L115 198L122 199V197H126L123 200H127L134 196L132 193L136 189L134 178L124 165L110 169L102 179H85ZM28 195L31 198V204L42 216L59 223L56 210L48 207L43 194L29 193ZM108 205L114 214V210L110 204ZM128 214V210L124 209L123 215L127 216ZM174 215L166 209L150 211L144 208L143 215L138 216L134 221V223L142 222L144 229H147L148 236L151 237V255L147 258V264H177L179 250L171 237L174 229ZM250 216L255 217V222L252 224L246 223ZM114 217L121 224L115 214ZM201 227H203V231L200 230ZM215 251L216 249H213L211 253L214 257V264H220ZM56 255L59 259L53 257L50 264H62V262L63 264H90L89 258L83 253L70 255L67 251L60 249Z\"/></svg>",
    "mask_w": 264,
    "mask_h": 264
}]
</instances>
